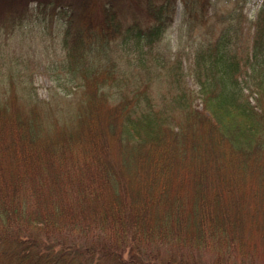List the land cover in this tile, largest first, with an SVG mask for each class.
I'll use <instances>...</instances> for the list:
<instances>
[{
    "label": "trees",
    "instance_id": "16d2710c",
    "mask_svg": "<svg viewBox=\"0 0 264 264\" xmlns=\"http://www.w3.org/2000/svg\"><path fill=\"white\" fill-rule=\"evenodd\" d=\"M244 3L0 0L1 30L30 10L61 16L59 67L74 82L50 108L11 62L0 80V264H264V0L250 41ZM223 5L217 36L197 42L190 96L180 66L152 48L176 10L192 32ZM118 45L137 51V78L112 68ZM154 79L165 90L155 108ZM75 88L85 103L73 105Z\"/></svg>",
    "mask_w": 264,
    "mask_h": 264
},
{
    "label": "rangeland",
    "instance_id": "374dc122",
    "mask_svg": "<svg viewBox=\"0 0 264 264\" xmlns=\"http://www.w3.org/2000/svg\"><path fill=\"white\" fill-rule=\"evenodd\" d=\"M263 0H245L243 5V13L245 18L238 25L242 26V31L239 34L240 41L251 40L252 28L251 22L255 19L257 10L261 5ZM34 3H30V6H33ZM120 14L118 18L122 20V25H125L126 22L130 19L129 8L127 5H119ZM180 6L178 3L177 8ZM230 5L221 6L218 15H214L207 21H202V26L198 27L197 25L194 28L189 30L186 27V24L179 28L178 21L180 19V11L176 10L173 17V26L168 30L166 39L156 44L152 48V52L156 53L157 50H160L166 54L164 61L166 65H179L180 70L185 73V87L189 90L190 96L194 94V88L196 85L193 82L192 77L188 74L189 67L196 60V51L200 49V45L197 44L200 38L204 37V42L207 40L214 39L217 36V33L222 26L223 22H217L215 19L223 16V12L229 8ZM1 9L5 8L4 5L0 7ZM43 8H46L43 6ZM30 9V8H29ZM100 15V13H99ZM61 16L56 13H52L48 10L39 9L27 11L25 15H21L20 18H15L14 26L11 27V32L9 30L0 29V80H5L4 75H7V68L9 63H12L13 70H18L17 74L10 75L12 78L21 77L24 81H32V89L34 86L35 91L37 92L38 98L46 100L49 98V107L52 108L58 102L61 101L59 98L60 93L62 92V87L70 86L73 81L68 78L67 73L60 69L59 64L62 61L63 51L61 49L62 35L64 34V23L61 25L62 19ZM98 16H93V22L91 26L94 29H97L101 25V21H98ZM142 21V20H140ZM16 24H23L20 29H16ZM64 28V29H63ZM203 33V34H200ZM61 35V36H60ZM41 36V37H38ZM112 38L120 40L119 36L114 33L111 35ZM40 39L44 40L41 41ZM112 58L111 62L117 71L119 68L130 70L133 69V74L137 78L138 70L140 67L139 62L137 61L136 54L137 51L132 49H126L124 46L118 45L113 46V50L110 52ZM147 54H145V57ZM157 57L156 54L147 56L146 64L154 65L157 63L155 60ZM130 58V59H129ZM160 62V61H159ZM16 65H14V64ZM244 63V60H242ZM190 65V66H189ZM15 67V68H14ZM23 70V71H22ZM113 70V69H112ZM142 72V71H141ZM131 77V73L127 74V78ZM20 79V80H21ZM145 79V78H143ZM171 76L165 78V80L170 81ZM128 81V80H127ZM110 82V81H108ZM151 92L154 97V108L158 100H160V94H163V86L159 85V80L154 79L152 82ZM74 86V84H72ZM169 87L173 85L168 83ZM7 89V86H6ZM2 85H0V96L7 98L8 96L3 92L6 90ZM193 90V91H192ZM59 93H54V92ZM73 93L67 94L71 100H80L82 103H85V91L83 89L75 88ZM169 92V91H168ZM167 92V93H168ZM54 93V94H53ZM52 95V96H51ZM83 98V99H81ZM76 100V101H77ZM163 100V99H162ZM169 98L165 97V101H168ZM194 107H201L200 99L189 100ZM116 102V101H115ZM23 104V102L21 101ZM76 103V102H75ZM102 103L104 108L112 109L113 107L109 106L105 102ZM42 104V105H41ZM28 106V105H27ZM39 106L47 108V106L42 102ZM158 106V103H157ZM106 110V109H105ZM200 126V125H198ZM259 246H256V251H258L257 261L260 262V258L264 257L262 250L264 246L261 243H258Z\"/></svg>",
    "mask_w": 264,
    "mask_h": 264
}]
</instances>
